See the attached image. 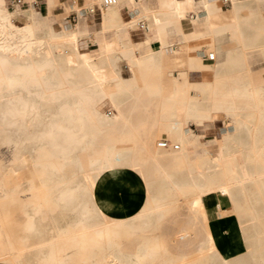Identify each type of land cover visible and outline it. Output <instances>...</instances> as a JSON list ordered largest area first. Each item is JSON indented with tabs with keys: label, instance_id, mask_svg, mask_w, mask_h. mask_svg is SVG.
<instances>
[{
	"label": "bare ground",
	"instance_id": "1",
	"mask_svg": "<svg viewBox=\"0 0 264 264\" xmlns=\"http://www.w3.org/2000/svg\"><path fill=\"white\" fill-rule=\"evenodd\" d=\"M41 1L47 11L55 5L51 0H14L13 3L0 0V195L14 190L11 187L7 192L9 184L5 186L2 182L5 172H11L18 179L17 188L21 191L32 188L35 182L24 176L26 169L41 171L36 183L47 190L43 198L31 193L35 198L27 204L24 202L28 228L20 231L18 244H14L17 239L12 243L9 232L6 233L8 240H0V261L66 264L68 252L83 242L91 246L92 253L77 264H145L147 257L152 264H163V258L157 262L155 252L162 243L157 241L158 235L151 236L166 213L160 201L168 192L180 189L179 184L193 183L199 186L192 190L188 200L189 221L191 225L203 224V236L197 239L198 230L183 228L180 253L169 257V262L166 260L164 264H196L189 258L190 249L196 252V257L209 254L201 264H264V236H258L264 231L260 228V223L264 224V137L257 138L250 130L248 141H238L236 136L241 134V129L236 134L228 132L226 136L234 140V148L228 150L222 146L217 155L210 157L206 167L183 172L170 170V166L176 165V159L182 157L179 147L185 142L184 124L178 120L177 105L183 104L186 119L197 117L204 122L214 117L209 108L202 107V98L194 101L179 98L174 81L172 96L167 102L172 107L169 127L174 135L165 138L167 145L161 144L164 140L157 142L158 147L147 144L148 160L140 164L135 148L130 145V139L137 137L139 132L129 128V106L151 102L152 95L160 92L161 83L140 82V76H137L140 83L136 77L131 83H124L122 80L130 78L122 75L120 65V61L126 59L132 70L153 66L161 69L162 59L167 58L176 69L186 66L185 60L196 53L188 52L183 56L179 43L167 38L170 30L181 29L180 21L187 12L183 5L188 2L196 12L195 24L209 25L214 40L221 41L232 32L235 42L242 41L247 27L258 20L252 22L240 15L239 10L246 2L231 0L229 13L221 5L211 9L209 0H167L161 2L162 8L158 10L145 6L147 0L108 3L105 0H70L65 5L76 19L67 16V21L56 27L48 13L36 7ZM198 3L206 9L205 16L197 11ZM135 8H140L142 14L124 20L126 10ZM90 14L94 18L100 16L101 29L90 28L87 23ZM19 19L23 22H18ZM129 24H143L142 28H134H141L146 36L148 30L156 27L158 46L133 49L127 30ZM112 34L122 39V47H127V51L111 48L107 37ZM198 35L182 32L183 44L198 40ZM93 45L95 49L91 48ZM66 80L95 94L102 91V98L94 104L93 117L88 116L86 110L88 98H83L78 91H66ZM47 85L60 87L61 97H47L41 89ZM145 93L151 96H144ZM224 100V95L214 99L217 104H223ZM8 151L13 154L10 161ZM226 153L230 155L224 156ZM55 156L62 158L64 164L58 166L53 159ZM221 160H225L223 163L228 164L233 173L217 183L212 177L221 168ZM129 166L137 169L145 179L148 197L132 216L113 217L100 203V187ZM209 194L214 195L217 202L242 200L247 203L248 218L239 221L248 247L243 256L227 258L218 249V240H214L207 229L210 216L202 201ZM215 208L212 213H217ZM120 228L129 229L128 236L101 241L103 236Z\"/></svg>",
	"mask_w": 264,
	"mask_h": 264
},
{
	"label": "crops",
	"instance_id": "2",
	"mask_svg": "<svg viewBox=\"0 0 264 264\" xmlns=\"http://www.w3.org/2000/svg\"><path fill=\"white\" fill-rule=\"evenodd\" d=\"M69 1L70 0H59V3L63 4ZM78 1L85 2V0ZM163 1L167 0H147L145 6L158 10L162 8L161 2ZM193 1L200 2L201 0ZM209 1L211 2V9H215L217 5H221L220 0ZM223 1V10L230 13V11H232L231 0ZM243 1L246 2V6L239 10L241 13L240 15L258 18V20H256L253 25L247 27L245 31L246 35L240 43L232 42V32H229V35L227 34L221 41L214 40L210 35L212 30L209 25L201 23L195 24L193 19L196 17V12L192 9V4L188 2L183 5V9L187 12L180 21L181 29L176 28L170 30V34L167 38L172 43H179L182 55L188 52L192 54L196 53L193 57L185 60V68H164L162 73H139L132 70L133 68L130 67L126 59L120 61L122 75L124 77L132 78L135 76L136 80H139V78L141 80L143 79L142 81L139 80L140 82L154 80L152 82L161 83L160 92L152 95L154 99L151 102L129 106V128L139 132L136 139V145L138 147H141V145H145L146 147L157 135H161L162 139H170L169 135H174V131L169 127V122L165 120L163 116V114L170 112V105L167 102L168 98L172 96L174 81L177 82L176 87L178 89L177 95L179 98H192L193 101L202 98V107L209 108L214 115L213 118L207 119L204 122H201L197 117L186 119V110L183 108V104L177 105L176 112L179 115L178 120L184 124L182 125V131L185 133V142L182 148L181 145L179 147V149H182V161H180L178 168L186 171V169L188 170V168L194 167L201 162V160H210L211 156L217 155L222 144H224L225 148L228 150L233 149L235 142L232 138H226L228 132L236 134V131L241 129V134H237L236 136V140L238 141H248L251 137L249 134L250 130L253 131V134L257 138L264 137V0ZM196 9L197 11L199 10L198 12L201 16L206 15V9L201 8L200 3H198ZM140 10V8L126 10L123 15L124 20H130L135 17V15L142 14V10ZM63 13L64 8L62 6L54 9L55 17ZM67 16L72 19V13ZM89 17H91V14ZM75 19L76 17H73L72 20ZM87 23L90 25L91 29L95 28L99 30L101 29L100 27H102V20H100L99 15L95 16V18H89ZM134 27L142 28L143 24L140 26L129 24L127 28L132 37L133 49L158 46V40L155 38L158 32L156 27L148 30L147 36L143 34L141 28L137 30ZM114 30L112 29V32H116ZM182 32L186 34H200V36L198 35V40L192 39L188 43L186 42V44H183ZM107 41L112 43L111 48L113 49L120 50L125 48V51L128 49L127 47H122V39L115 34L109 35ZM188 45L190 47H188ZM91 48L95 49L96 45L91 46ZM246 48L258 50L253 53V57L249 61L247 59L250 55V51H247ZM211 49L215 52L214 57L206 58L205 56L209 55ZM218 50H220L221 55L219 59H217ZM200 58H204L203 63L197 61ZM165 60L168 61L167 58H163L162 62ZM137 76L140 77L137 78ZM162 82L164 84H162ZM168 83L170 86H168ZM164 87L167 88L165 89ZM223 95L225 96L223 104L215 103L214 99H221ZM144 96L151 95L145 93ZM213 107H215V109ZM181 113H183V115ZM176 136H179V133H176ZM261 144H263V142ZM130 145H133V142H130ZM137 154L139 157H141L142 154L147 155V147L143 152H137ZM136 170L137 169L129 166L100 187V203L104 208L109 210V213L113 217L132 216L143 207L147 200L148 190L146 182H144L145 179H143L141 173ZM202 204L210 216L207 220V229L212 234L214 240H218V249L230 259L246 254L248 247L242 228L239 225L240 218L237 213L231 211V206H225V213L217 216L215 212L212 213V210L217 204L214 195L209 194L204 196ZM176 207H178L176 201L167 206V209H169L171 213L169 218L170 222H166V224L169 225V232L167 235H176V233L180 231L179 227L184 224L185 217L182 218V220L175 218V216L182 214L181 212L180 214L176 213ZM185 208L187 209L186 205ZM197 234H201V232L198 231ZM178 237L179 236H177V239H179ZM252 240L254 242L256 240L254 234ZM0 264L11 263L0 261Z\"/></svg>",
	"mask_w": 264,
	"mask_h": 264
},
{
	"label": "rangeland",
	"instance_id": "3",
	"mask_svg": "<svg viewBox=\"0 0 264 264\" xmlns=\"http://www.w3.org/2000/svg\"><path fill=\"white\" fill-rule=\"evenodd\" d=\"M11 1H12V3L14 2V0H11ZM51 1H53L55 3V5H53V7L49 11H47L46 6L43 5L42 1L39 3H36L35 5L38 9H41L43 12H47L48 15L50 16V19L55 23V26L59 27V25H61V23L66 22V20H67L66 16L68 14H70L72 11H70L66 7L65 3L60 4L59 0H51ZM220 4H221V6H224V1L220 0ZM60 6H62L64 8V13L61 15H57L55 17L54 9H57ZM245 18L248 20H252V22H254V20L257 19V18H253V17H245ZM18 22H23V20L19 19ZM240 41H238L237 43H240ZM232 42H235L234 39ZM246 50L250 51V53H249L250 55L247 59L248 61L253 57V53L258 51L254 48H246ZM121 51H125V48H122ZM210 53L214 54L215 52L213 49H211ZM217 53H218L217 59H219L221 56L220 50H218ZM225 58H226V52H225ZM197 61L200 63H203L204 58H200ZM247 64H248V62H247ZM164 68H171L172 69L175 67L173 64H170L167 60H165L164 62L161 63V69H158L156 66L155 67L153 66V67L141 68V69L135 68L134 72H139V73L158 72V73H162L164 71L163 70ZM134 78H135V76H133L132 79L130 78L131 80L130 79H128V80L124 79L122 81L124 83H128V82L131 83L132 81H134ZM65 82H66V88H65L66 91H78L81 93L83 98L84 97L88 98V104L86 105V110H87L88 116L93 117V109L95 107L94 104L97 100L102 98V91H100V94H95V93H92V91H90L89 89H85V88H81V87L77 86L74 81L66 80ZM41 89L44 91V93L47 95V97H56V98L61 97L62 91H61L60 87L54 88L50 85H47L46 87L42 86ZM60 106H62V105H60ZM63 107H66V106L63 105L62 108ZM197 107H199V106L197 105ZM171 111H172V107L170 105V112L167 114H163L164 119L167 120L169 123L171 122V120L169 119L171 116ZM226 138H228V137L226 136ZM136 139H137V137H134V139L133 138L130 139L131 142H133V145H131V146H133L136 150L135 152H136V156H137V162L140 164L145 163L148 160V154L147 155L142 154L141 157H139L137 152H143L145 149V146L141 145V147H138L136 145ZM162 140H165V138L162 139L161 135H157L153 138L151 143H153V145L155 147H158L157 142L162 141ZM222 146H224V144H222L220 146V148ZM9 151H8V158L10 161V159L12 158L11 156H13V154ZM9 153H10V155H9ZM225 155L229 156L230 154L226 153V154H224V156ZM211 157H213V156H211ZM53 159H54V162L58 166H61L62 164H64L63 159L58 157V156H55ZM180 161H182V157H178L176 159L177 163H175L176 165H174L176 168L174 166H170L169 169L172 171L183 172L184 169L182 170V169L178 168V165H177L178 163H180ZM209 162H210V160H206V161L201 160V162L196 164L194 167L188 168V170L191 169L192 171H194V168L202 169L203 167H206ZM219 162H221V168L218 170L217 174L212 177V180L214 182H217V183L228 179L229 177H231V174L233 173L232 170L230 169V167L228 166V164L223 163V162H225V160H221ZM172 167H174V168L172 169ZM25 172H26V175H24V176L26 178L30 177L29 179H33V181L35 182V184H33V187L27 191H21V189L17 188L18 187L17 184L19 185L18 179L15 176H12L13 174L11 172H7L8 174H6V172H5L4 173L5 176L3 174V176H4V181H2L3 184L5 186L7 184H9V187H7V192L11 191V187H13L14 190H13V192L11 191L9 193L4 192V194H2L3 196L0 195V196H2V198L0 197V208L2 207L0 209V213L2 212V210H3V212L1 214H4L5 212H7V214H6L7 216L4 214V216H6V217H4L3 215L0 214V216H1V218H0V237L1 238H0V240H2V241H3V239L8 240L6 233L9 232L13 238L12 243L16 239H17L16 242L18 241L17 243H14V244H18L20 242V237L22 235V232H20V231L21 230L23 231L24 228H28V221H27L26 215L24 213V210H25L24 208H26V207L24 205H26L28 203L27 201H29L30 199L33 200L35 198V196L32 197L33 194H31V193H34L35 195L37 194V196L39 198H43L45 192L47 191L46 189L44 190L45 187L43 185H42L43 186L42 187L41 185L36 183V179L39 177V174L42 173L41 171L26 169ZM28 173H30L29 175H31V176H29ZM11 176L14 179V180L12 179V184L10 181ZM6 180H8V181H6ZM4 182H6V183H4ZM206 185L207 184L203 185V187H206ZM198 186L199 185L193 184V183H190L187 185L186 184H179L180 189L175 190L173 192H168V194L166 195V198H164L160 201L162 203V207L166 211V213L164 214L163 217H161L159 219V222L157 223L158 228L156 229V231L151 233V236L158 235L159 240H157V241L162 243L161 246L157 247L155 250L156 254L158 255L157 256V258H158L157 262L161 261V259L163 258L162 259L164 261L163 264L166 262V260H168L167 261V263H168L169 257H172L174 255L176 256L178 253H180L179 250H180L181 242H182L181 231L183 228L184 229L186 228L189 231H192V230L200 231L201 234H195L197 239L203 236V232H202L203 224L201 222H198L196 225L190 224V221H189L190 209L187 206V204L189 203L188 200L191 198L192 193H193L192 190L197 189ZM14 193L16 195H14ZM9 194L10 195L12 194V195L10 196ZM24 194L25 195L27 194L28 196L27 195L25 196ZM19 196L20 197L22 196L23 198L21 197V199H20ZM24 196L27 197V199ZM17 198H19L20 200H18ZM22 199H24L26 201H23ZM175 201H176V204H178V207H176V213H179V214H180V212L182 213L180 215L175 216V218L178 220H182V218L185 217L184 218V224L179 227L180 231L178 233H176V235L175 234L167 235V233L169 232L168 231L169 225H167L166 222L167 221L170 222L169 218H170V214H171L170 210L167 209V206L174 203ZM24 202H26V204ZM185 205L187 206V209L185 208ZM228 205L231 206V211L238 214L240 221L248 218V215H249V210L247 207L248 205L245 201H242V200H231V201L217 202V204L215 206L217 213H215V214L217 216L223 215L225 213V210H224L225 206H228ZM22 206H24V207H22ZM159 223H160V225H159ZM18 228H20V230ZM260 228L264 229L263 223H260ZM111 229H116V228L111 227ZM128 230L129 229H127V228H120V230H118V231L112 230L111 232H109L108 234L103 236L101 241L106 242L107 240H109V238H112V237L116 238V239L124 238V237L128 236V234L130 233V231H128ZM14 235H15V237H14ZM177 236H179L178 237L179 239H177ZM258 236H264V231L261 232L260 234H258ZM195 241H197V240H195ZM182 247H185V246L183 245ZM181 250H182V248H181ZM190 251H192V252H190ZM91 253H92L91 246L84 244L83 242H80L76 245L75 248H72L71 251L68 252L66 264H77L79 261H81L83 258L90 255ZM188 253H189V258L193 259L196 264H201L202 261H206L209 258V254L206 253V254H203L201 256H198L199 257V259H198V257H196V254H195L196 252H194L192 249L188 250ZM145 264H152L150 257H147V261Z\"/></svg>",
	"mask_w": 264,
	"mask_h": 264
},
{
	"label": "built area",
	"instance_id": "4",
	"mask_svg": "<svg viewBox=\"0 0 264 264\" xmlns=\"http://www.w3.org/2000/svg\"><path fill=\"white\" fill-rule=\"evenodd\" d=\"M16 1L20 2L21 0H16ZM105 1L108 3V2H111L113 0H105ZM73 17H75V14L74 13H72V19H73ZM205 57L206 58H213L214 57V54L213 53H209V55H207ZM167 143H168V140H164L161 144L162 145H167ZM175 147H177V145H175Z\"/></svg>",
	"mask_w": 264,
	"mask_h": 264
}]
</instances>
